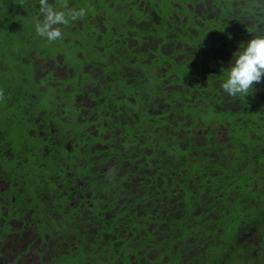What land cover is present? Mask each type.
<instances>
[{
  "label": "trees",
  "instance_id": "16d2710c",
  "mask_svg": "<svg viewBox=\"0 0 264 264\" xmlns=\"http://www.w3.org/2000/svg\"><path fill=\"white\" fill-rule=\"evenodd\" d=\"M226 4L167 36L137 24L130 46L115 14L107 32L94 19L76 27L69 43L102 87L88 89L91 118L57 99L52 139L26 135L39 163L23 167L22 196L51 252L41 264H264V79L247 96L221 88L233 54L264 34V0ZM39 9L0 0L1 127L22 129L15 89L28 90L31 58L52 46L36 33Z\"/></svg>",
  "mask_w": 264,
  "mask_h": 264
},
{
  "label": "flooded vegetation",
  "instance_id": "af4514ba",
  "mask_svg": "<svg viewBox=\"0 0 264 264\" xmlns=\"http://www.w3.org/2000/svg\"><path fill=\"white\" fill-rule=\"evenodd\" d=\"M226 1L48 0L49 5L58 11L78 12L93 2L95 10L88 16L86 12L83 18L72 20L69 17L67 25H58L62 38L51 42L52 46L46 50L47 54L44 57H38L37 53L34 54L35 58L34 55L31 58L32 66L39 69L38 72L32 69V76L28 79L30 85L26 86L28 90L13 87L16 92L13 95L15 101L12 102L20 106L19 114L13 119L22 129L12 125L0 127V264H41L42 261L49 262L51 259V252L44 250L45 245L40 242L35 230L36 220L32 216L31 208L22 196L24 184L20 177L23 167L39 163L32 158L36 153V139L27 141L26 135L28 138L41 137L42 140L48 141L52 139L54 126L60 116L59 113H51L54 102L60 100L61 107L67 106L69 102H77L81 107L78 113L85 117L87 115L85 106L91 101L88 89L101 85V79L98 78L95 69L90 68L93 65L90 55L86 53L83 56L82 51L69 43L72 42L71 38L77 36L76 27L82 32L94 19L99 30L107 32L110 30V24L105 18L115 14L113 20H120V24L112 27L114 35L130 46L133 43L128 36L134 33L133 29L137 24L148 25L150 28L154 24L161 25L163 26L161 35L167 36L168 31L179 30L181 26L188 27L192 22L205 23L207 18L214 16V12L220 13L222 8H226ZM39 17L42 21L41 14ZM52 76L55 79H51ZM49 86L63 87L67 94L73 93L69 97L65 95L66 93L50 94ZM75 86L79 88V92L73 91ZM87 116L91 118V115ZM6 117L7 114L0 115V124ZM46 118L47 121H44ZM36 169L38 170V165Z\"/></svg>",
  "mask_w": 264,
  "mask_h": 264
},
{
  "label": "clouds",
  "instance_id": "9594fccd",
  "mask_svg": "<svg viewBox=\"0 0 264 264\" xmlns=\"http://www.w3.org/2000/svg\"><path fill=\"white\" fill-rule=\"evenodd\" d=\"M40 14L42 21L36 23V33L54 42L62 38L58 25H67L69 17L72 20L83 18L86 15L84 9L76 11L56 10L49 5L48 0H39ZM264 79V34L255 35L241 49L233 54V61L228 68V76L221 84V88L229 96H247L254 85ZM255 90V89H254ZM3 98V91L0 90V99Z\"/></svg>",
  "mask_w": 264,
  "mask_h": 264
},
{
  "label": "rangeland",
  "instance_id": "374dc122",
  "mask_svg": "<svg viewBox=\"0 0 264 264\" xmlns=\"http://www.w3.org/2000/svg\"><path fill=\"white\" fill-rule=\"evenodd\" d=\"M27 82H28V84L30 85L29 80H28ZM5 114H6V113H5ZM5 114H3V115H5ZM7 115H8V114H7ZM6 118H8V116H7ZM6 118H4V119H6ZM2 124H3V122H1L0 127L2 126Z\"/></svg>",
  "mask_w": 264,
  "mask_h": 264
}]
</instances>
